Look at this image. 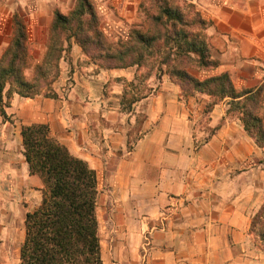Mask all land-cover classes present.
Instances as JSON below:
<instances>
[{
    "label": "crops",
    "instance_id": "1",
    "mask_svg": "<svg viewBox=\"0 0 264 264\" xmlns=\"http://www.w3.org/2000/svg\"><path fill=\"white\" fill-rule=\"evenodd\" d=\"M196 2L211 22L206 34L218 62L200 79L228 72L238 90L264 83V0ZM71 57L69 66L63 60L59 65L56 98L14 95L7 119L0 118L3 245L13 244L15 228L44 190L25 161L21 126L45 124L96 173L103 264H264L250 233L251 217L264 202V165L242 125L227 117V101L209 113L207 128L222 124L201 144L196 122L210 101L206 95L183 97L167 76L159 86L151 78L154 89L124 112L121 84L133 79L135 68L78 69L76 45ZM67 79L70 86L61 93ZM138 113L141 124L135 122Z\"/></svg>",
    "mask_w": 264,
    "mask_h": 264
},
{
    "label": "trees",
    "instance_id": "2",
    "mask_svg": "<svg viewBox=\"0 0 264 264\" xmlns=\"http://www.w3.org/2000/svg\"><path fill=\"white\" fill-rule=\"evenodd\" d=\"M140 24L131 25L125 38L112 41L101 27V16L91 0H75L66 14L53 10L46 52L25 76L30 56L24 19L12 17L10 43L0 57V116L7 119L4 108L14 95L33 98L42 94L56 98L51 84L59 74V62L76 44L100 69L135 68L127 86L133 88L136 73L146 68L142 79L153 74L159 80L167 75L183 97L206 95L203 110L208 117L213 107L227 101L226 115L235 118L255 146L264 151L262 87L236 89L228 72L199 79L192 70L210 71L218 67L211 58V45L205 20L192 3L172 0H142ZM127 94L124 89L121 107L131 111L133 105L150 92ZM208 128L205 143L220 127ZM23 154L31 175H37L44 190L39 205L24 216V238L19 247V264H103L96 217L97 179L88 164L72 156L67 148L50 135L45 124L21 126ZM264 218V202L251 219L250 233L255 234ZM255 237L264 254V228Z\"/></svg>",
    "mask_w": 264,
    "mask_h": 264
},
{
    "label": "rangeland",
    "instance_id": "3",
    "mask_svg": "<svg viewBox=\"0 0 264 264\" xmlns=\"http://www.w3.org/2000/svg\"><path fill=\"white\" fill-rule=\"evenodd\" d=\"M95 5L98 14L101 16V27L105 35L109 40H116L118 37L125 38L127 36L128 30L131 25L140 24L142 13L139 9V5L142 0H91ZM177 3L183 5L186 3H192L196 6V9L200 11L197 6L196 0H172ZM75 0H0V57L8 44L10 43L11 36H12V17L15 13L21 16L25 23L26 29L28 34L27 40V50L30 56L29 67L25 70V76L30 79L33 73L34 66L39 63L47 49L48 44V37H49V28L52 21V14L53 10L57 9L61 13L66 14L69 12L72 7L74 6ZM201 12V11H200ZM73 45L72 44L71 48ZM77 46V45H76ZM71 48L68 54L64 55L61 59L64 63L69 66L73 57H71ZM79 48V55L82 58V61L78 59L77 66L78 69L80 67L85 66H94V71H100L97 64L90 61L86 56H84ZM79 57V58H80ZM59 62V65L61 63ZM80 64V65H79ZM134 68V67H133ZM108 71V70H103ZM147 71L146 68H141L136 73V80H134L133 88L139 89L140 91H136L135 89L131 90V87L127 86V83L130 81H124L122 85V93L124 89H126V93L129 95L137 94V92L145 93L147 89L151 88L154 89L153 85L160 84L161 78L159 80L155 79V76L152 74L148 79H142L145 72ZM211 71V70H210ZM206 71H195L192 70V73L195 74L199 79L204 75ZM135 74V73H134ZM134 77V76H133ZM168 77V76H167ZM153 79L152 86H150L149 80ZM61 81V69L59 66V74L55 81L51 84L52 92L57 96L54 90V84L59 83ZM71 79H67L65 83L61 86V93H65L66 90L69 88ZM116 81H121V79H117ZM109 83L105 85L107 89L109 87ZM262 87L263 92V104L261 108V114L264 119V83L260 85ZM258 87V86H257ZM256 88V87H253ZM42 95V94H39ZM37 96V95H36ZM43 96V95H42ZM122 96V95H121ZM121 103V100H120ZM6 108V107H5ZM4 108V110H5ZM228 108V106H227ZM123 110V108H122ZM133 110V108H132ZM131 110V111H132ZM124 112L126 108L124 107ZM1 119H3L0 116ZM206 120L207 117H201L197 122V130L198 134L200 135L201 141L205 138L208 134V128L206 127ZM143 121V114L138 113L135 119L136 124L142 123ZM203 132V134H201ZM260 152V153H259ZM259 160L264 165V151L259 149ZM258 211V210H257ZM256 211V212H257ZM255 212V214H256ZM254 214V215H255ZM253 215V216H254ZM252 216V217H253ZM251 217V219H252ZM19 224L21 225V220H18ZM14 222L17 224V220L15 219ZM17 226V225H16ZM264 228V218L259 221L258 226L256 227L255 234ZM255 234L252 235L253 244L259 248L260 243ZM24 238V226L16 227L14 230V241L13 244H9L5 247L3 243L0 241V264H19V247Z\"/></svg>",
    "mask_w": 264,
    "mask_h": 264
},
{
    "label": "built area",
    "instance_id": "4",
    "mask_svg": "<svg viewBox=\"0 0 264 264\" xmlns=\"http://www.w3.org/2000/svg\"><path fill=\"white\" fill-rule=\"evenodd\" d=\"M164 218H165V216L162 215L161 216V222H163ZM160 228L161 229L163 228V223L160 224ZM149 249H150V243H149V240L147 239L145 249L143 250V256L144 257H146L147 253L149 252Z\"/></svg>",
    "mask_w": 264,
    "mask_h": 264
}]
</instances>
